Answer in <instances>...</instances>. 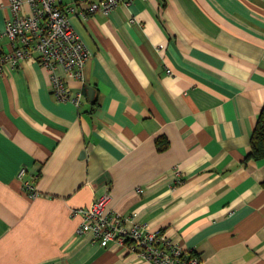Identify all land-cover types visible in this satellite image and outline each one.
<instances>
[{
	"label": "crops",
	"instance_id": "crops-1",
	"mask_svg": "<svg viewBox=\"0 0 264 264\" xmlns=\"http://www.w3.org/2000/svg\"><path fill=\"white\" fill-rule=\"evenodd\" d=\"M98 1L62 0L90 54L83 83L67 81L79 108L52 97L35 60L0 77V264H147L76 234L71 210L105 194L127 229L203 264H264V159H247L264 107V0L78 16ZM10 16L0 0V29Z\"/></svg>",
	"mask_w": 264,
	"mask_h": 264
},
{
	"label": "built area",
	"instance_id": "built-area-1",
	"mask_svg": "<svg viewBox=\"0 0 264 264\" xmlns=\"http://www.w3.org/2000/svg\"><path fill=\"white\" fill-rule=\"evenodd\" d=\"M133 1L89 3L78 16L87 18L98 11L108 15L118 5L127 6ZM9 9L11 16L0 29V41H6V46L0 48V77L17 70L24 61L35 60L48 74L52 97L57 102L79 108L83 96L71 92L67 81L83 83V66L90 54L70 23L69 14L73 15V8H63L62 0H9ZM25 173V169H21L19 179ZM23 186L30 199L36 197L31 182ZM109 201L105 194L85 208L71 210V216H79L81 220L77 235H89L94 243L127 246L131 255L147 264H203L190 251L163 235L152 233L139 224L127 229L126 218L107 209Z\"/></svg>",
	"mask_w": 264,
	"mask_h": 264
},
{
	"label": "trees",
	"instance_id": "trees-1",
	"mask_svg": "<svg viewBox=\"0 0 264 264\" xmlns=\"http://www.w3.org/2000/svg\"><path fill=\"white\" fill-rule=\"evenodd\" d=\"M247 159L254 161L264 159V107L258 117L250 138V153ZM264 190V183L262 184Z\"/></svg>",
	"mask_w": 264,
	"mask_h": 264
},
{
	"label": "water",
	"instance_id": "water-1",
	"mask_svg": "<svg viewBox=\"0 0 264 264\" xmlns=\"http://www.w3.org/2000/svg\"><path fill=\"white\" fill-rule=\"evenodd\" d=\"M89 91H90V93H91V90H90V89H89ZM90 93H89V94H90ZM89 96H90L89 98H91V95H89Z\"/></svg>",
	"mask_w": 264,
	"mask_h": 264
}]
</instances>
